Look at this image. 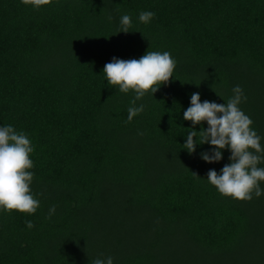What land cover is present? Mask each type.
<instances>
[{
	"label": "trees",
	"instance_id": "16d2710c",
	"mask_svg": "<svg viewBox=\"0 0 264 264\" xmlns=\"http://www.w3.org/2000/svg\"><path fill=\"white\" fill-rule=\"evenodd\" d=\"M146 51L176 66L128 122L135 93L103 68ZM237 85L264 148V0H0V127L30 139L39 201L33 214L0 209V264H264V194L237 200L208 182L227 146L215 163L207 143L183 148L208 127L183 119L191 95L227 103Z\"/></svg>",
	"mask_w": 264,
	"mask_h": 264
},
{
	"label": "clouds",
	"instance_id": "9594fccd",
	"mask_svg": "<svg viewBox=\"0 0 264 264\" xmlns=\"http://www.w3.org/2000/svg\"><path fill=\"white\" fill-rule=\"evenodd\" d=\"M21 2L39 8L51 3V0ZM154 15L153 12H141L139 21L146 24ZM120 23L122 30L119 32L128 33L130 16H122ZM175 66L176 61L170 53L147 51L139 59L113 57L111 62L104 65L103 73L109 84L118 85L120 92L132 90L135 93V98L130 101L132 106L128 108V122L144 110L142 104L135 106L136 101L149 91L153 95L161 84H166L172 78ZM232 92L233 96L222 104L200 102L199 93L191 95L190 106L184 111L183 119L191 121L194 126L206 121L208 127L199 132L189 131L183 148L191 154L196 144L207 143L212 150L201 153V158L207 163H215L222 159L221 150L227 146L231 152L230 163L222 167L220 174L209 170L207 180L223 196L249 201L253 198V192L256 197L264 194V189L259 186V182L264 181V168L257 166L264 160V155H261L264 148L261 147V137L251 128L253 121L238 107L242 100L247 99L242 88L237 85ZM197 133L200 143L193 139ZM32 151L30 139L23 132H17L11 125L0 127V209L33 214L39 207V201L33 197L30 189L33 173L28 169L33 167L29 158ZM54 212L55 206H52L49 216ZM25 223L29 229L34 227L31 221ZM94 264H113V258L96 259Z\"/></svg>",
	"mask_w": 264,
	"mask_h": 264
}]
</instances>
